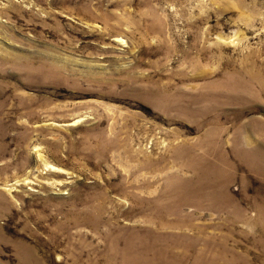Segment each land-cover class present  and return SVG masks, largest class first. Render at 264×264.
<instances>
[{
	"label": "rangeland",
	"instance_id": "rangeland-1",
	"mask_svg": "<svg viewBox=\"0 0 264 264\" xmlns=\"http://www.w3.org/2000/svg\"><path fill=\"white\" fill-rule=\"evenodd\" d=\"M0 264H264V0H0Z\"/></svg>",
	"mask_w": 264,
	"mask_h": 264
},
{
	"label": "bare ground",
	"instance_id": "bare-ground-1",
	"mask_svg": "<svg viewBox=\"0 0 264 264\" xmlns=\"http://www.w3.org/2000/svg\"><path fill=\"white\" fill-rule=\"evenodd\" d=\"M101 12V11H100ZM124 20V19H123ZM56 25V24H55Z\"/></svg>",
	"mask_w": 264,
	"mask_h": 264
}]
</instances>
